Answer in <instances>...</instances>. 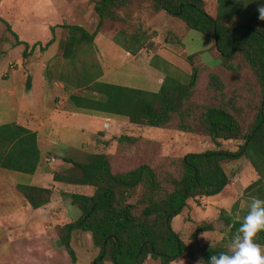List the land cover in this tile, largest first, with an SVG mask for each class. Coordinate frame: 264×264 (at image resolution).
I'll return each instance as SVG.
<instances>
[{"label":"trees","instance_id":"trees-1","mask_svg":"<svg viewBox=\"0 0 264 264\" xmlns=\"http://www.w3.org/2000/svg\"><path fill=\"white\" fill-rule=\"evenodd\" d=\"M133 0H99L95 11L99 16L98 28L90 32L80 24H62L68 30L66 39L60 42L63 56L73 59L78 48L93 45L102 23L106 19L127 22L122 10ZM154 17L165 11L181 19L189 29L217 38L210 52L220 60L215 68L207 66L200 53L187 56L192 72L180 69L159 56L164 78L159 91H149L99 80L102 74L93 76L85 71L86 80L79 88L82 92L70 93L68 100L85 111L125 117L139 127L175 128L190 133L206 134L215 139H243L238 150L220 148L203 152H189L178 161L179 172L161 179L157 170L142 164L131 170L113 171L108 152H94L85 161L65 157L71 164L68 172L55 173L54 180L76 187H89L91 193L73 192L71 203L79 208L81 216L73 222L56 226L60 242L73 261L76 253L72 247V234L77 230L90 232L92 241L100 252L93 264H145L151 258L161 264H170L181 256H191L190 246L172 227L173 219L188 206L190 199L209 198L219 195L230 183L224 163L242 158L248 159L259 178L246 189V195L264 199V21L258 8L262 0H217V13L212 16L206 9V0H146ZM6 31L15 38L16 45H24L23 57L28 58L34 49L42 45L20 39L12 24L0 14ZM55 27H52L54 33ZM143 33L121 30L115 37L127 51L136 54L144 43ZM121 37L123 39H121ZM55 42V34L44 47ZM44 49V48H42ZM242 56L261 87L262 98L257 112L244 130V122L237 111L238 94L227 99L226 84L221 74L214 72L219 67L228 72L239 73ZM208 74V89L218 94L216 102L199 100L197 79L202 69ZM31 83H29V88ZM68 89V86H65ZM139 141L138 136L123 134L118 143ZM42 160L38 135L29 127L11 122L0 125V169L34 174ZM144 192L137 202L129 197L139 186ZM18 191L26 203L34 209L49 205L54 198V189L27 184H18ZM247 211L244 213L246 215ZM243 215V216H244ZM233 236L243 218L224 216ZM212 224L196 227L193 240L198 243L197 233L212 230ZM256 242L264 246V231L258 232ZM228 249L219 245H207L202 249L203 261Z\"/></svg>","mask_w":264,"mask_h":264},{"label":"rangeland","instance_id":"rangeland-1","mask_svg":"<svg viewBox=\"0 0 264 264\" xmlns=\"http://www.w3.org/2000/svg\"><path fill=\"white\" fill-rule=\"evenodd\" d=\"M98 1L0 0L1 16L12 24L20 39L29 42L31 46L38 41L42 44L34 49L31 56L24 58V45L15 44L14 36L6 31L5 24L0 20V125L24 123L30 118H33V123L44 125L41 134L48 135L49 139L55 141L53 145L57 151L45 152L43 164L54 174L69 171L71 164L64 160L65 157L85 161L89 154L105 151L111 155L115 172L149 164L165 180L171 174H178V161L189 152H203L214 148L238 150L243 139H215L210 135L183 132L175 128L139 127L122 116L77 110L68 100L63 104L64 108L58 107L57 102L64 96L84 90L79 85L86 80V70L92 72L94 77L105 73L101 80L114 84L154 92L161 87L160 78L164 65L157 70L148 65L145 59L137 62L134 55L127 53L114 39L121 30L128 33L140 31L144 34V47L153 49V38L162 39L167 36L171 26L163 17H154L155 11L146 0H133L130 6L122 10L121 14L127 22L106 19L94 44L81 45L73 59L63 56L60 42L66 39L68 30L61 25L80 24L94 32L100 19L95 11ZM217 6L216 0H207L209 13H216L217 9L214 8ZM54 26L53 33L51 28ZM53 34L55 42L44 47ZM173 38L170 36L171 40ZM236 62L241 66L239 73L228 72L219 67L214 72L221 74L226 84L227 99L234 94L240 96L237 111L244 122V130H247L249 122L257 112L262 92L245 59L239 56ZM152 63L155 61H151L154 66ZM185 66L191 74L190 65ZM11 71L13 78L9 81L3 80L9 78ZM210 72L211 70L202 69L197 79L196 96L199 100L210 99L211 102H216L218 94L207 87ZM32 78L34 86L29 88ZM54 80L64 84L62 90L57 84L51 85ZM75 109L79 112L76 120L69 113V110ZM87 115L110 117V126L105 127L102 121L98 122V119L94 120ZM97 124L102 127L103 133L99 136H102V144L106 143L105 145H98L96 141ZM123 134L138 136L139 141L135 144L118 143V138ZM49 157H55L57 161L49 163L46 159ZM224 168L230 177L229 185L217 196L190 199L188 206L173 219L174 231L190 246L193 257L181 256L170 264H206L202 258L204 246L230 247L233 236L230 235V226L221 215L223 213L228 216L230 211L231 216L242 218L250 203L245 189L259 176L246 158L227 161ZM0 170L10 179L4 185L0 184V264H93L100 249L94 245L90 232H73L71 244L77 258L73 261L60 242L56 230V226L79 219L81 211L71 203L70 195L73 192L87 191V188L56 183L59 185L53 202L46 208L34 209L31 205H26L22 194L16 188L17 183L28 184L32 175ZM143 192L144 187L141 185L133 190L129 201L137 202ZM201 224H212L213 228L197 233L196 243L193 235L196 227ZM159 263L160 260L150 258L145 264ZM105 264L113 263L107 261Z\"/></svg>","mask_w":264,"mask_h":264},{"label":"crops","instance_id":"crops-1","mask_svg":"<svg viewBox=\"0 0 264 264\" xmlns=\"http://www.w3.org/2000/svg\"><path fill=\"white\" fill-rule=\"evenodd\" d=\"M217 1V0H216ZM207 2V0H206ZM207 9V7H206ZM214 9H217V7H215ZM217 13V11H216ZM216 13H210L212 16H215ZM158 17H163L165 19V21L167 22V24H169V26H171V28H169V33L167 34L166 37L164 38H153L152 40L155 42H153L151 44V47H153V49H149L143 47L136 53L133 54L129 51H127V53H131L132 55H134L136 61H142V59H145L144 61H146V63L150 66L153 67V69H158L161 68L163 66V62L161 59L172 63L173 65L179 67L180 69L189 72L187 66H185V64H189L188 61L186 60L187 56L191 55V54H195V53H200L201 54V58L202 61L209 67L211 68H215L217 65H219L220 60L217 59L215 56L212 55V53L210 52L211 48H213L215 46V39L211 38L210 36H207L203 33H201L200 31L196 30V29H189L186 27V24L182 21H179V18L173 17L169 14H167L165 11L161 12L160 14L157 15V19ZM179 19V20H177ZM117 35V34H116ZM116 35L114 36V39L116 37ZM170 36H173L174 38L171 40ZM122 47V43L121 40H117L115 39ZM124 48V47H123ZM172 48V49H171ZM147 55H144L146 54ZM154 56H159L161 59H157L154 60L155 63L151 65V61L153 59ZM190 65V64H189ZM191 67V66H190ZM13 72H9V78L7 79H3L5 81H9L10 79L13 78ZM4 75H8V74H4ZM105 75V73H103V75L99 78V80H101V78H103V76ZM2 77V76H1ZM164 78V74L162 72V77L160 78V82L162 84ZM55 81V80H54ZM57 84V86L59 88L64 87V84L62 82H53L51 83V85H55ZM34 86V82H33V78H32V85L31 88ZM32 96V95H30ZM69 97V96H68ZM67 96H64L63 99H61L59 102H57L58 107L64 108V103L68 100ZM69 101V100H68ZM63 102V103H62ZM35 103V98L33 96V104ZM57 108L58 112H59V108ZM69 113L72 115V119L76 120V116L79 115V112H77V110H69ZM90 116V115H87ZM92 119L96 120L98 119L99 121H102L103 124H105V121L110 117H103V116H90ZM33 118H30L29 120L24 121V123H21L27 127H29L30 129H32L33 131L37 132L38 135V143H39V147L41 149L42 152V160L40 162V165L37 169V171L32 175V179L31 181L27 184V185H33V186H40V187H45V188H53L54 189V194H55V190L58 187V185L56 183H59L57 181L54 180V173H52L50 171V168H48L46 165L43 164V156L45 152L48 151H53L56 150L57 148L54 147V143L52 139H49L48 135L45 134H41V132L43 131V129L45 128L44 125H37L35 123H33ZM19 123V122H18ZM55 130V129H54ZM95 130L98 131L97 133V143L98 145L102 144V136H99L101 133H103L102 127L97 124L95 126ZM106 144V143H105ZM102 144V145H105ZM105 152V151H104ZM10 179L7 175L2 174L1 170H0V184H3L5 182H8ZM16 182V181H15ZM62 183V182H61ZM18 184H25V183H17ZM66 184V183H65ZM68 185V184H66ZM72 186V185H71ZM17 188V186H16ZM87 188V191H83L85 193H91L92 189L89 187H85ZM18 190V189H17ZM24 199V198H23ZM54 200V198H53ZM52 200V202H53ZM24 202L25 201L24 199ZM26 205H29V203H26ZM49 205L45 206V207H41L39 209L42 208H46ZM161 264V263H159Z\"/></svg>","mask_w":264,"mask_h":264},{"label":"clouds","instance_id":"clouds-1","mask_svg":"<svg viewBox=\"0 0 264 264\" xmlns=\"http://www.w3.org/2000/svg\"><path fill=\"white\" fill-rule=\"evenodd\" d=\"M258 11V18L264 21V0ZM239 224L228 250L210 255L208 264H264V246L255 239L258 232L264 231V199L251 197L247 213Z\"/></svg>","mask_w":264,"mask_h":264},{"label":"built area","instance_id":"built-area-1","mask_svg":"<svg viewBox=\"0 0 264 264\" xmlns=\"http://www.w3.org/2000/svg\"><path fill=\"white\" fill-rule=\"evenodd\" d=\"M110 123H111V119L108 118V119L105 121L104 126H105V127H109V126H110ZM46 159H47V161H48L49 163H54V162L57 161V159H56L55 157H49V158H46Z\"/></svg>","mask_w":264,"mask_h":264},{"label":"water","instance_id":"water-1","mask_svg":"<svg viewBox=\"0 0 264 264\" xmlns=\"http://www.w3.org/2000/svg\"><path fill=\"white\" fill-rule=\"evenodd\" d=\"M215 41H217V38H215Z\"/></svg>","mask_w":264,"mask_h":264}]
</instances>
